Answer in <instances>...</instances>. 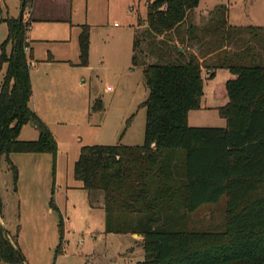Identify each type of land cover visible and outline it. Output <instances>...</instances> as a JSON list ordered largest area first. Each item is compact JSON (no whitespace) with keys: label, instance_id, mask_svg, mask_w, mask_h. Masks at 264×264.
Instances as JSON below:
<instances>
[{"label":"trees","instance_id":"16d2710c","mask_svg":"<svg viewBox=\"0 0 264 264\" xmlns=\"http://www.w3.org/2000/svg\"><path fill=\"white\" fill-rule=\"evenodd\" d=\"M20 1L23 13L31 0ZM199 1H148L147 30L134 31L132 65L138 64L145 35L177 34L173 61L143 67L148 89L140 106L146 112L143 144L84 146L73 177L88 196L99 197L106 234L141 237L144 259L136 264H264V27L249 28L258 33L254 38L259 39L262 61L250 47L231 55L223 48L215 50L212 47L219 40L202 42L194 27H188L181 38L178 29ZM215 15L224 35L231 32L235 40L240 30L228 25V9L219 7ZM1 22L7 26V37L0 46V73L5 67L0 82V159L5 157L11 165L12 153L55 158L56 141L31 108L29 21L0 17ZM80 28L78 65L86 67L89 29ZM189 41L198 45V54L183 48ZM158 47L154 43L151 54ZM246 59L249 62L243 63ZM203 69L209 79L217 69L229 71L227 81L213 88L215 100H227L217 108L224 128L188 125V113L200 109ZM92 110H102L99 100ZM29 123L36 124L38 139L20 141V131ZM11 166L16 178V168ZM221 201L225 219L220 230L188 227V216ZM50 204L56 210L53 201ZM2 209L0 197V218ZM59 225L62 234V220ZM0 263L24 264L1 225Z\"/></svg>","mask_w":264,"mask_h":264},{"label":"rangeland","instance_id":"374dc122","mask_svg":"<svg viewBox=\"0 0 264 264\" xmlns=\"http://www.w3.org/2000/svg\"><path fill=\"white\" fill-rule=\"evenodd\" d=\"M148 1L155 0H71L69 6H62L70 11V23H33L27 33L33 42L31 107L53 135L57 153L55 158L49 154H10L16 178L6 158L0 159L1 219L24 264H136L144 259L141 237L105 233L101 201L80 189L73 167L84 146L143 144L146 112L140 106L148 97L143 67L173 61L171 51L177 34L145 35L138 64L132 65L134 31L137 26L141 32L147 30ZM20 6V0L0 2L4 18H19ZM219 7L228 9V25L240 30L235 40H231V32L225 36L217 24L215 11ZM82 25L89 29L86 67L78 65ZM188 27L197 29L195 35L202 42L219 40L217 47H212L215 50L223 48L231 55L250 47L262 61L259 39L254 38L258 33L249 28L264 27V0H200L178 29L181 38L186 37ZM6 37L7 26L1 22L0 46ZM154 43L159 47L151 54ZM187 47L198 54L194 41L183 45ZM160 49L163 54L158 53ZM4 71L5 67L0 82ZM202 77V109L189 112L188 125L224 128L225 120L217 108L227 100L213 99L212 90L227 81L229 71L217 69L209 79L203 69ZM97 100L102 110L93 111ZM38 136L39 130L29 123L22 127L19 140L35 141ZM51 201L56 210H52ZM224 219L225 202L221 201L188 216L187 224L195 230L217 231Z\"/></svg>","mask_w":264,"mask_h":264},{"label":"crops","instance_id":"0c3cea01","mask_svg":"<svg viewBox=\"0 0 264 264\" xmlns=\"http://www.w3.org/2000/svg\"><path fill=\"white\" fill-rule=\"evenodd\" d=\"M70 2L71 0H65V1L63 0H31V6L27 8L23 13L21 12V6H20L19 18L20 17L23 18L25 22L29 21L27 33L30 30V27L33 23H47V22L70 23V19H71L70 11L67 8L62 7L63 4H66L69 6ZM20 4H21V1H20ZM0 17L1 19H4L1 9H0ZM231 19H232V15H231ZM228 20H229V14H228ZM135 29H139V26H137ZM80 31H81V28H80ZM27 39L30 42V47L33 50V47H32L33 42L29 40L28 35H27ZM30 72H31V62H30ZM30 79H31V76H30ZM212 97H213V90H212ZM32 99H33V90H32ZM31 104H32V100H31ZM201 109L202 107L200 106L199 110ZM187 122H188V116H187Z\"/></svg>","mask_w":264,"mask_h":264},{"label":"water","instance_id":"95a60500","mask_svg":"<svg viewBox=\"0 0 264 264\" xmlns=\"http://www.w3.org/2000/svg\"><path fill=\"white\" fill-rule=\"evenodd\" d=\"M20 18H21V17H20ZM33 125L36 126L35 123H33ZM0 225H1L2 229H3V231H4V232H7L6 229H5V226H4L3 221H2L1 218H0Z\"/></svg>","mask_w":264,"mask_h":264}]
</instances>
